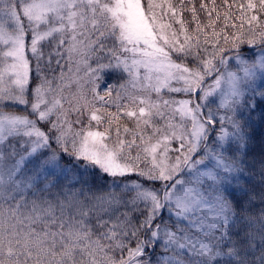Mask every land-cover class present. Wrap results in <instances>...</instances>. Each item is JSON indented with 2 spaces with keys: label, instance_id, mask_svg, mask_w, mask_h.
Wrapping results in <instances>:
<instances>
[{
  "label": "snow or ice",
  "instance_id": "1",
  "mask_svg": "<svg viewBox=\"0 0 264 264\" xmlns=\"http://www.w3.org/2000/svg\"><path fill=\"white\" fill-rule=\"evenodd\" d=\"M185 7L0 0V264H264V0Z\"/></svg>",
  "mask_w": 264,
  "mask_h": 264
},
{
  "label": "trees",
  "instance_id": "2",
  "mask_svg": "<svg viewBox=\"0 0 264 264\" xmlns=\"http://www.w3.org/2000/svg\"><path fill=\"white\" fill-rule=\"evenodd\" d=\"M203 2L210 4L211 0H203ZM215 3L219 10L223 12V0H215ZM200 4L201 0H185L186 7L183 10L182 18L186 23L191 20V13L188 11V9L193 6L196 8L197 14L201 17V19H204L205 13L201 10ZM262 135H264V128L258 129L257 138L252 142L247 157L250 170L257 173L255 179L249 180L247 182V186L257 192L260 190L258 175L259 159L261 152L264 151V141L261 139Z\"/></svg>",
  "mask_w": 264,
  "mask_h": 264
}]
</instances>
